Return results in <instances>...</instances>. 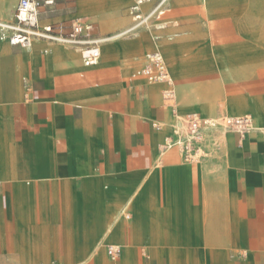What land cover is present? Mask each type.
Here are the masks:
<instances>
[{
	"label": "crops",
	"instance_id": "1",
	"mask_svg": "<svg viewBox=\"0 0 264 264\" xmlns=\"http://www.w3.org/2000/svg\"><path fill=\"white\" fill-rule=\"evenodd\" d=\"M235 1H225L221 15L209 19L201 13V3L172 0L164 29L142 30L104 43L100 61L93 66L84 65L77 50L57 43L36 40L32 47L22 48L0 41V264H40V252L41 264H50L60 254L65 264L80 263L85 258L80 264H88L98 253L92 249L93 241L106 242L107 235L102 234L108 225L119 224L127 236L140 232L142 225L152 219L154 210L150 215L139 212L149 201L142 195L157 185L165 187L167 193L169 169L177 170L175 178L182 172L189 175L203 171L202 166H160L163 162L159 161L169 159L174 149L181 150L175 147L162 151L161 145L174 134L173 116L159 92L161 83L147 81L138 71L145 64L146 54L159 49L170 67L174 62L203 61L199 68L188 64L185 76H212L208 58L184 54L190 38L217 33L223 8ZM132 2L78 0V10L80 16L93 13L107 29L129 20L119 30L101 34L95 22L85 17L95 24L96 36L109 37L132 24L128 13ZM18 3L19 0H0V20H13ZM55 5L56 2L48 7L42 22L56 12ZM190 5L198 8L194 17L199 21L181 25L176 10ZM115 7L125 10L118 16L113 11ZM247 10L246 5L237 9ZM236 20L244 22L243 17ZM154 35L160 38L155 40ZM176 38L179 53L175 57L163 50V45L165 40ZM46 43L54 45L44 48ZM221 53L212 51L213 56ZM185 76L175 79L181 81ZM259 102L262 103L255 99L253 104ZM204 106L211 107L210 103ZM237 109L232 112H244ZM256 117L257 129L245 136L222 134L224 160L217 167L213 185L219 199H210L219 205L216 219L221 221V227L215 229L217 237L209 243L216 247L207 250L203 233L194 228L191 242L179 237L172 242L178 246L179 260L174 261L169 254V243L163 245V264H196V256L197 264H264V131L260 130L264 117ZM128 197L134 201L133 206L128 204L119 213ZM158 199H151L155 202L153 208ZM172 202L165 200L169 205ZM131 207L135 221H120L118 216L130 214ZM106 243V254L108 245L121 246L117 241ZM123 249L124 256L122 253L119 259L107 257L115 263L137 264L134 245ZM240 251L246 253L244 258L230 257V252ZM145 264L149 261L145 260Z\"/></svg>",
	"mask_w": 264,
	"mask_h": 264
},
{
	"label": "rangeland",
	"instance_id": "2",
	"mask_svg": "<svg viewBox=\"0 0 264 264\" xmlns=\"http://www.w3.org/2000/svg\"><path fill=\"white\" fill-rule=\"evenodd\" d=\"M184 1L186 0H175L176 3ZM194 1L198 2L197 0ZM225 1L227 0L220 1L216 8L217 12L208 13L201 8V13L209 19H214L221 15L220 8ZM55 2L56 12L49 19L44 20L42 22L43 25L49 22L61 23L67 31L74 19L87 17L95 22L98 32L106 34L119 30L129 22L127 19L126 23L117 26L115 29H107L101 25L96 15L91 12H86L83 16H80L78 0H56ZM72 5L75 8H72ZM245 5L247 6V11H237L241 6ZM197 9L196 5L183 6L177 9L176 13L181 20L180 24L195 25L198 23V18L194 17ZM124 10L125 7H115L113 9L114 13L118 16ZM223 13L222 25L218 27L217 33L211 35L208 32L209 37L207 38L198 36L190 38L189 49L184 54L187 57L198 54L208 58L207 65L211 70L210 74L212 76L201 79H197L196 75L192 74L185 76V69L188 67V64L198 65L196 68H199L203 67V61L174 62L171 63L170 67V63L165 56L172 81L171 83H161L159 92L164 97L168 109L173 116V132L182 129L184 115L191 112H201L208 116L228 115L238 117L250 115L252 117L257 116L260 119L264 117V0H236L233 3L228 2L223 8ZM236 17H243V24L238 23ZM136 38L138 37L136 36ZM144 38L146 37L144 36ZM177 42V38L172 41L165 40L163 50H166L168 46L176 47L178 45ZM46 44L44 48L54 45ZM62 46L70 50H77L70 46ZM151 47L145 48L144 51L151 49ZM213 50H218L222 53L213 56ZM77 51L79 52V50ZM177 53L179 52L177 51ZM223 57L226 59L227 64L224 63L225 59ZM139 64H136V67L132 69L131 73H133ZM176 72L180 76L185 77L181 81L176 80ZM255 99H258L263 104L260 102L258 105L253 104ZM205 103H210L211 107L207 108L204 106ZM252 104L254 111L251 109ZM237 108L244 109V112L234 114L232 110H238ZM224 142L225 138L222 134L212 135L208 137L203 157L186 160L182 152L180 153L178 149H174L172 151L173 153H169L172 154L169 159L159 161L163 162L160 164L162 168L167 163L190 169L202 166L203 171L189 175H185L182 172L178 178H175L178 174L177 170L169 169L167 171L169 178V182L166 183V186H168L167 193L165 187L161 188L160 185H157L154 189L148 193L144 192L142 195V199H149V201H146L142 205L139 212L142 211L150 215L154 210L152 219L142 225L140 232H130L127 236L123 227H119L117 223H111V229L102 234L103 236L107 235L106 242L117 241L120 243L123 256V248L129 250L130 244L134 245L137 264H145V260H148L149 264H163L166 263L162 259V257H165L166 260V255L162 256L163 245L169 243V254L173 255L172 258L174 261H177L181 254L177 251L178 246H175L172 242H176L177 237L179 239L185 238L191 242L192 230L199 228L203 233L205 248L209 251L214 249L216 245L210 246L209 243L216 239L217 236H214L215 229L221 227V221L216 219L219 205L210 199H219L215 192H213V185L217 167H221L223 164ZM173 177L175 179L172 180ZM227 192H230V190ZM165 195L167 197L166 199L173 200L170 205L165 203ZM229 195L231 199H234V194L230 192ZM157 197L159 198L158 203L153 208L155 202H152L151 199H157ZM123 204L124 201L117 209ZM128 204L132 206L134 204L131 197L126 199V203L119 209V213H123L125 206ZM130 214L127 213L125 215L130 219H126L125 216L121 215L118 216V219L132 223L135 221L133 207L130 208ZM106 242L93 241L92 244L94 245L92 249L95 251L98 250V255L93 256L94 259L88 264H121L120 262L115 263L109 260L106 254ZM91 253L92 251L89 252L90 256L92 255ZM164 254H166L165 251ZM188 254V259H190V253ZM230 254L232 259L244 258L246 255L243 251L230 252ZM61 255L55 261H50V264H65ZM42 256L43 253L40 252V256L38 257L40 264L41 258H43ZM197 259L198 257L196 256V264ZM85 260L86 258L80 263L85 262Z\"/></svg>",
	"mask_w": 264,
	"mask_h": 264
},
{
	"label": "built area",
	"instance_id": "3",
	"mask_svg": "<svg viewBox=\"0 0 264 264\" xmlns=\"http://www.w3.org/2000/svg\"><path fill=\"white\" fill-rule=\"evenodd\" d=\"M171 1L133 0L128 7L132 24L113 36L99 37L95 35V24L85 17L74 19L67 31L61 23L43 25V14L54 5L55 0H19L13 20H0V41L22 48L32 47L36 40L70 46L79 50L84 65L93 66L100 61L104 43L115 38L137 35L142 30L154 32L164 29ZM154 38L158 40L160 36L154 35ZM145 58V64L138 75L149 82L171 83L168 65L161 50L151 51ZM256 129L254 118L250 115L206 117L191 112L184 115L182 129L167 137L161 149L168 151L177 147L186 160H194L203 157L208 137L226 132H235L243 137ZM260 130L264 131V123ZM107 254L112 260H117L122 255V248L110 244L107 246Z\"/></svg>",
	"mask_w": 264,
	"mask_h": 264
},
{
	"label": "bare ground",
	"instance_id": "4",
	"mask_svg": "<svg viewBox=\"0 0 264 264\" xmlns=\"http://www.w3.org/2000/svg\"><path fill=\"white\" fill-rule=\"evenodd\" d=\"M199 3H201L202 5V8L207 11L208 13H215L217 12L216 8L218 6V4L220 3L221 0H197ZM170 39L173 38V37H169ZM7 42V41H6ZM34 45V44H33ZM32 45V46H33ZM166 50H169L171 52V54L173 56H175L177 54V48L176 47H173V46H168L166 47ZM176 57V56H175ZM178 77H181L177 72H176V78ZM179 80V79H178ZM60 86V85H59ZM114 219V218H113ZM112 219V221H113ZM112 225L110 226H107L105 228V231L111 229ZM104 231V232H105Z\"/></svg>",
	"mask_w": 264,
	"mask_h": 264
}]
</instances>
